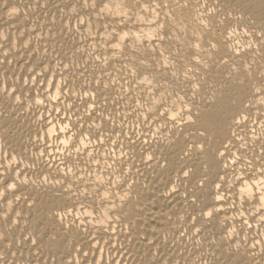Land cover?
Returning <instances> with one entry per match:
<instances>
[{
	"label": "bare ground",
	"instance_id": "obj_1",
	"mask_svg": "<svg viewBox=\"0 0 264 264\" xmlns=\"http://www.w3.org/2000/svg\"><path fill=\"white\" fill-rule=\"evenodd\" d=\"M38 3L47 6L38 7ZM139 3L140 7L130 8L128 0H110V11L101 15L90 8L79 9L78 14L86 21L81 26L72 19L77 15L71 7L76 0H0V34L10 37V41L0 39V44L5 45L0 49V164L4 166L0 172L11 165L23 173L19 179L15 172L11 173L18 185L14 192L0 182V236L7 238L0 241V264H92L94 260L100 264L99 255H93L88 247V233L91 230L96 235L94 226L98 220L115 229V249L101 246L105 264H112L113 260L116 264H264V228L251 219L259 203L256 199L244 200L240 194L244 186L241 178L248 184L264 180V104L254 95L264 78V40L259 31L264 28V0ZM11 7L18 8L17 15H9ZM69 20L72 30L62 31ZM161 24L162 29L158 27ZM208 31L209 39L219 37L227 44L228 55L219 50L220 46L208 47ZM113 32H128L132 40L140 36V54L145 41L149 49L156 48L152 57L156 74L148 75L151 86L145 84L139 91L134 90V96L143 100L144 111L139 119L129 118L130 101L117 106L116 93L109 96L104 106L109 111L116 108V127H123L124 135L113 139L120 140L122 152L117 148L108 158L106 147L99 165H90L92 176L87 175L88 168L77 165L75 171L85 182L73 176L70 183L74 186L69 189L57 171L65 169L59 163L62 157L56 153L54 138L48 155L33 164L43 150L44 141L36 140L40 125L27 106L21 108L4 95L3 84L20 87V78L30 74L26 70L30 64L34 66L33 57L36 61L43 59L53 72L65 71L60 68L61 63L69 65L65 78H74V82L87 84L93 75L100 79L92 57L104 53L109 60L115 59L105 43ZM165 32L168 35L163 42L149 39ZM21 41H30L29 48L21 47ZM197 43L200 48L195 47ZM134 47L129 42L123 63L136 61L132 55ZM5 50H10V63L4 62ZM158 53L163 56L158 57ZM163 64L168 68L164 69ZM114 68L120 69L121 64L115 63ZM113 75L118 76L115 72ZM121 85L128 87L119 80L115 85L117 92ZM30 87H20L17 93L24 96L26 105L30 103L28 97L34 95ZM163 100L166 103L161 111L169 116L180 113L183 122L179 117L172 122L155 114ZM48 107L51 109L52 105ZM249 109L247 127L232 126L233 115L238 111L248 114ZM150 112L152 118L144 121L143 116ZM232 132L248 141L242 150L245 163L233 166L229 158V166L224 168L222 164L218 166L223 158L216 156L217 149L226 152L223 144H227L234 155L240 154L237 149L241 141L230 140ZM129 138L132 144L128 143ZM201 144L206 145L202 152ZM108 164L112 167L108 168ZM185 172L189 175L185 176ZM41 173L48 176L47 183ZM97 176L102 177L103 185L96 182ZM109 180L116 185L109 189L115 198L103 203L94 193L98 187L107 188ZM89 182L92 187L85 199L83 192ZM216 183L222 184L219 195L226 197L224 201L215 199ZM251 190L259 196L264 193V185L257 184ZM65 206L72 215L62 224L58 215H64ZM212 208L220 211L209 218L205 213ZM75 217L86 223L80 226L77 222L69 228V221ZM242 220H248L253 227L247 228ZM233 228L241 233L235 237L236 243L227 236ZM244 236L247 240L241 242ZM25 238L35 239L37 245L29 244ZM11 241L15 245L8 248ZM256 241L261 243L252 248ZM82 252L89 254L84 256Z\"/></svg>",
	"mask_w": 264,
	"mask_h": 264
},
{
	"label": "snow or ice",
	"instance_id": "obj_2",
	"mask_svg": "<svg viewBox=\"0 0 264 264\" xmlns=\"http://www.w3.org/2000/svg\"><path fill=\"white\" fill-rule=\"evenodd\" d=\"M110 0H76V4L72 7L73 12H76L72 19H75L79 22L81 26L86 25V21L81 18L78 14L79 9H93L97 11V15H101L106 11H110L109 8ZM38 7L47 6L40 5L38 3ZM128 7H140L139 0H128ZM151 7V5H148ZM158 7H163L162 4H159ZM187 7V4L185 5ZM19 12L18 8L11 7V11L9 15H17ZM159 28H163L164 25H158ZM231 27V25H229ZM62 31L70 32L72 30L71 20H69V24L67 27L62 28ZM80 29L77 28V31ZM235 30L233 29V32ZM260 39L264 40V28L260 30ZM225 33H227V29H225ZM168 33L165 32L163 35L157 33L156 36L151 37L149 39L155 41L160 40L163 42L167 37ZM109 39L105 41L107 44L110 53L115 59L109 60L108 56L104 53H97L92 57L93 60L97 62L96 66L99 68L101 78L97 79L95 75H93V79L89 81L87 84L82 82H74L73 79H66L65 76L68 71H70L69 65L61 63L60 68H63L65 71L63 73L57 71L53 72L50 67L45 65L43 59L36 61L35 57H33L34 66L29 65L28 69H26L30 74L27 77L20 78V87L30 85V91L34 92V95L28 97L30 103L25 104V99L22 94H17L20 91V87H12L11 85L4 83L3 84V92L5 96H10L21 108L27 106L28 110L34 118L37 120L40 127L36 130V140H43V150L39 151V157L33 159V164H35L36 159H42L46 155H48V148L53 147L51 141L53 138L56 141V153L61 155V159L59 161L60 164L63 165L65 170L57 169L58 172H61V179L64 180L66 184L69 185V189L74 186L70 183L71 177H78L81 183H84V177L80 175L78 171H75L77 165H82L85 168H88L87 175L92 176V169L90 167L92 162H95L97 165L101 162V153L104 152V149L107 147L109 151L106 153L108 158H111L113 153H115L117 148H121L122 146L119 139L114 140L113 137H122L124 135L123 127H116V117L117 112L116 108H113L112 111H109L107 107L104 105L107 104V100L112 93H116L119 97L114 103L118 106L122 101L128 100L130 101L128 112L129 118L131 116H137L139 119V114L144 111L143 108V100L142 98H136L134 96V90L139 91L140 87L145 84L151 86L152 80L148 79V75L156 74L155 61H153V54L157 53L156 48L149 49L147 47V42H144L143 54H140L139 43L140 36H137L135 40H132L130 34L128 32H124L123 34L119 33H110ZM211 37V31H208L205 35V42L208 47L211 49H217L220 46V51H223L224 55H228L227 44L222 43L219 37ZM0 39L4 41H10V37L6 35L0 34ZM214 41V42H213ZM131 42L135 47L132 51V55L136 56V61L132 62L128 61L127 64L123 63V60L126 59V54L128 52V45ZM29 42L21 41V47L29 48ZM196 48H200V43L195 45ZM251 45H249V48ZM5 45L0 44V49H4ZM10 54V50H5L3 52L4 62L10 63L8 61V56ZM190 56H193L194 53H190ZM238 55V53H237ZM163 56V53H158V57ZM83 57V54H82ZM175 59V57H174ZM147 61V63H146ZM120 63L121 68L115 69L114 64ZM197 64L199 61L196 62ZM128 64H131V68L128 67ZM102 65H107L102 66ZM162 67L164 69L168 68L167 64H163ZM242 68V66H241ZM111 69V71H110ZM12 71V69H5V72ZM113 72L117 73L118 76H114ZM105 76L107 77V83L105 82ZM59 78V83H57V79ZM7 79V77H6ZM119 80H123L124 83L128 85L127 89L120 86L119 91L117 92L115 85L119 83ZM254 95L256 98L260 100V103L264 104V78L261 79L259 86L255 89ZM103 98V102L101 100ZM166 100L160 102L159 106L155 109V114L160 117L165 118V120H171L172 122H176L178 117L181 122H183V117L180 113H175L171 116L168 115L167 112L161 111L164 108ZM51 104L52 107L49 109L48 105ZM135 105V107H133ZM251 109L248 110V114H243L241 112H237L232 117V126L243 129L247 127V121L250 118ZM239 117V118H238ZM152 118V113L149 115L143 116V120L147 121ZM122 120L127 119L121 117ZM207 131V129H205ZM252 132L255 133V129H252ZM43 133V135H41ZM135 135V133H133ZM230 140H240L241 143L238 146V152L240 154L234 155L230 149H228L227 144H223V147L226 149V152H222L219 149L216 150V156L221 157L218 162L222 164L224 168H227L229 164L227 161L230 159V163L233 166L244 164L245 163V154L243 153V149L248 143L243 137L239 136L237 132H232ZM257 139H259L257 137ZM147 142V141H145ZM129 144H132L133 141L129 138ZM205 144L200 145V151L202 152L205 148ZM235 146V145H234ZM227 153V154H226ZM75 154L76 159H73V155ZM123 154V153H122ZM85 157H89L88 160H85ZM56 157L53 156V159ZM9 159H12L9 156ZM149 160L152 159L151 156L148 157ZM119 161H114V163H118ZM247 164L250 166L251 161L248 160ZM51 166V165H49ZM0 167H4L0 164ZM108 168L112 167V164L107 165ZM103 171V170H101ZM15 172V176L19 179L23 173L17 171L15 168H11L9 165L5 168L4 172H0V182H2L7 190L15 191L18 187L16 180L12 178L11 173ZM8 173V175H5ZM121 173H123V168H121ZM185 176H188L189 173L185 172ZM43 182H48V176L43 175L41 173ZM261 176H264V168L261 169ZM218 179L223 181V176H218ZM59 182V180L57 181ZM96 182L99 185H103L105 182L103 181L101 176L96 177ZM126 182V181H125ZM25 183L27 181L25 180ZM241 183L244 185L240 188L241 198L244 200L256 199L259 203V207H256L255 210L251 213V219L254 222H258L257 226L260 228H264V193H261L259 196L256 195L251 189L258 185H264V180H260L258 182H254L253 184H248L241 178ZM63 187V185H62ZM92 187V184L89 182L87 187L83 192V196L87 199L88 190ZM116 187L113 185L112 181H107V188H97L94 193L95 197H99L103 203L110 202V199H114L115 196L109 189ZM216 189L218 190V194L215 199L218 201H224L226 199L225 196L219 195V191H223L222 184L216 183ZM67 190V189H66ZM79 190V189H78ZM101 190L103 191V195H101ZM175 191V189H173ZM6 198V197H5ZM124 199V197H120ZM83 207V204L81 205ZM115 208V205H112ZM64 215H58V219L63 224L65 218L67 216L72 215L68 211L67 206L62 210ZM220 211L218 208H212L207 211L205 215L209 218H214L216 213ZM88 215H91L89 213ZM82 226L86 221L80 220L79 217H75L74 219L69 221L68 227L71 228L77 225ZM242 224L247 228L251 229L253 227L252 223H249L248 220H242ZM94 230L96 231V235H92V231L90 230L88 233L89 239L91 243L88 244L89 250L92 251L93 255H99L100 264H105V257L103 255L104 249L101 247L102 245H108L111 249H115L116 245L113 244V234L115 233V229L104 226V220H98L97 224L94 226ZM241 233H237L235 229H232L231 233H227V236L233 243H236L235 237L240 236ZM107 237V238H106ZM6 236H0V241H6ZM28 240L29 244L37 245V241L32 238H25ZM247 240V237L244 236L241 242ZM260 241H256L251 246L255 248ZM15 245V241H11L7 243V247L11 248ZM22 254V249L20 250ZM12 256H15V252L10 253ZM88 252H82V255L87 256ZM3 257H0L2 260ZM30 264V262H29ZM87 264V262H86ZM92 264H97L94 260ZM112 264H116V261H112ZM157 264H160L157 261Z\"/></svg>",
	"mask_w": 264,
	"mask_h": 264
}]
</instances>
